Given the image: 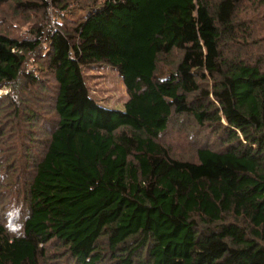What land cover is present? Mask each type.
Segmentation results:
<instances>
[{
    "label": "trees",
    "instance_id": "1",
    "mask_svg": "<svg viewBox=\"0 0 264 264\" xmlns=\"http://www.w3.org/2000/svg\"><path fill=\"white\" fill-rule=\"evenodd\" d=\"M73 1L0 0L29 26L0 29V89L52 104L8 165L28 170L26 212L1 210L0 264H264V0L85 1L41 22ZM99 67L122 109L91 96ZM186 117L215 138L193 157L166 135Z\"/></svg>",
    "mask_w": 264,
    "mask_h": 264
},
{
    "label": "rangeland",
    "instance_id": "2",
    "mask_svg": "<svg viewBox=\"0 0 264 264\" xmlns=\"http://www.w3.org/2000/svg\"><path fill=\"white\" fill-rule=\"evenodd\" d=\"M85 1L94 3L98 0L73 1L63 10L48 6L42 14L44 17L41 22L54 24L55 21L75 19L85 11L81 6ZM27 22L24 17L13 12L9 3L0 8V29L3 31L14 34L16 37L27 36L26 33L29 28ZM27 68L33 71L35 75L41 72L38 63L32 59L29 60ZM85 74L86 84L91 96L107 107L123 108V103L127 100L128 94L122 79L115 70L109 67H99L85 70ZM43 78L46 77L43 76ZM38 81L40 83V79ZM50 82L51 79L48 78L47 80H41L42 85L49 84L48 90L52 96L53 84H50ZM33 89L32 91H19L16 94L14 93L15 95L9 92L8 87L0 89V172H7V170L9 172L0 175V213L4 209L1 217L4 222H6V213H9L6 211L12 207L18 211V214L20 212L22 215L23 210L26 212V202L22 190L28 170L21 162H18L14 169L8 168V165L16 162L20 151L28 145L29 137L42 135L35 132V129H42V123L51 124L47 119L36 123V119L33 118L35 114L41 115L46 109L50 111L49 106L52 105L46 92L43 90L41 92V89L37 91V87ZM8 94L13 96L6 97ZM7 100L12 104L3 105ZM50 115L55 116L53 113L46 114L47 117ZM189 119L191 124L186 117L184 122L179 120L176 129L174 128L166 134L174 146L181 147L184 150L182 157H193L195 149L203 146L204 143L215 144V138L208 131L200 132L199 128L195 129L192 126L193 118L189 117ZM20 137H23V140ZM17 147L21 149L17 150ZM23 153L30 154L32 158H35L32 150H30V153L25 151Z\"/></svg>",
    "mask_w": 264,
    "mask_h": 264
}]
</instances>
